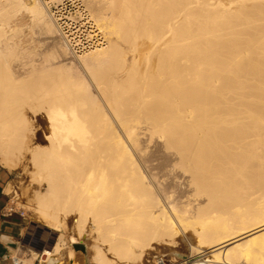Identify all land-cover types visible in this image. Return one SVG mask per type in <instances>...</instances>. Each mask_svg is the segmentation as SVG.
<instances>
[{
	"label": "bare ground",
	"instance_id": "bare-ground-1",
	"mask_svg": "<svg viewBox=\"0 0 264 264\" xmlns=\"http://www.w3.org/2000/svg\"><path fill=\"white\" fill-rule=\"evenodd\" d=\"M262 1L124 0L111 17L89 0L106 42L75 66L56 65L65 45L33 58L34 24L54 31L37 0H0V158L38 182L37 219L67 231L33 251L41 264H78L80 243L87 264H146L188 230L193 264H264ZM152 143L166 162L149 165ZM157 169L203 204L169 207Z\"/></svg>",
	"mask_w": 264,
	"mask_h": 264
},
{
	"label": "rangeland",
	"instance_id": "rangeland-1",
	"mask_svg": "<svg viewBox=\"0 0 264 264\" xmlns=\"http://www.w3.org/2000/svg\"><path fill=\"white\" fill-rule=\"evenodd\" d=\"M84 6L92 15L88 2L89 0H82ZM101 3H106L104 13L111 17L120 16L122 13V5L124 0H97ZM134 4H130L129 7L131 9L140 8L136 1L131 0ZM226 2V0H221ZM38 4L43 7L40 0H37ZM247 3H250L248 1ZM264 6V1H262ZM102 6V5H101ZM45 10V8L43 7ZM52 21V20H51ZM53 32H41L38 25L34 24V34L31 38L25 40V43L31 47V53H37L38 55L33 56L35 59L40 58L41 53H45L52 45H61L64 47L61 39L58 37L56 26L53 23ZM105 33V31H104ZM106 35V34H105ZM107 41L108 36L106 35ZM21 46L15 48L13 52L19 53L17 60L27 61L29 58L25 56H29L27 50L21 53ZM23 50V49H22ZM67 50V49H66ZM67 64V65H75L78 66V59L76 57H72L69 55L68 51L66 54H63L57 60V64ZM149 165H160L162 162H166L164 159V155L162 151L152 143L149 145ZM0 164L5 167L7 170L11 172L10 178V188H11V205L14 209L20 212L25 219V227L23 238L18 245V249L16 251V255L22 259L24 264H41L40 257L38 255H34L33 251L40 252L43 249L50 250L58 235L62 234L64 237L67 235V231L64 233L54 232L46 225L41 223L36 215L33 213V191L37 190L38 182L35 178H33L29 173H24L21 169L16 171L10 170L8 163L3 161L0 158ZM158 175V181L160 182V186L163 192V195H167L166 203L167 205L176 207V208H189L192 209L199 204H203L204 198H199L196 195H193V192L188 189L184 183V181L177 177L176 172H169L164 169H157L154 171ZM194 244V237L190 230L185 233H180L176 238L170 242V246H158L154 245L155 249L150 252L156 256L153 260L151 256H147L146 264H160L158 263L159 259L162 260L164 264H181L186 263L193 264L195 259L193 258L194 249H190V246ZM84 247V252L79 249L75 250V261L78 264H87L89 263L87 254L90 252L88 250L89 246H86L84 243H80ZM86 259V260H85ZM67 264L66 257L61 260V263Z\"/></svg>",
	"mask_w": 264,
	"mask_h": 264
},
{
	"label": "built area",
	"instance_id": "built-area-1",
	"mask_svg": "<svg viewBox=\"0 0 264 264\" xmlns=\"http://www.w3.org/2000/svg\"><path fill=\"white\" fill-rule=\"evenodd\" d=\"M70 56L78 57L104 46L106 40L96 27L82 0H40ZM12 264H24L14 255ZM161 264V263H160Z\"/></svg>",
	"mask_w": 264,
	"mask_h": 264
},
{
	"label": "crops",
	"instance_id": "crops-1",
	"mask_svg": "<svg viewBox=\"0 0 264 264\" xmlns=\"http://www.w3.org/2000/svg\"><path fill=\"white\" fill-rule=\"evenodd\" d=\"M11 172L0 164V264H12L25 227L23 215L11 205L7 192Z\"/></svg>",
	"mask_w": 264,
	"mask_h": 264
},
{
	"label": "water",
	"instance_id": "water-1",
	"mask_svg": "<svg viewBox=\"0 0 264 264\" xmlns=\"http://www.w3.org/2000/svg\"><path fill=\"white\" fill-rule=\"evenodd\" d=\"M74 247H75V249H79V250H81L82 252L85 251V250H84V247H83L82 245H80V244H74Z\"/></svg>",
	"mask_w": 264,
	"mask_h": 264
}]
</instances>
